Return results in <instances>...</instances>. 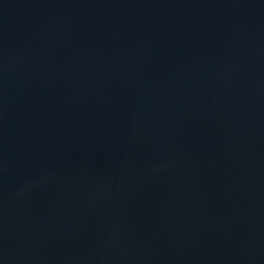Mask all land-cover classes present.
Segmentation results:
<instances>
[{
	"label": "water",
	"instance_id": "95a60500",
	"mask_svg": "<svg viewBox=\"0 0 264 264\" xmlns=\"http://www.w3.org/2000/svg\"><path fill=\"white\" fill-rule=\"evenodd\" d=\"M0 264H264V0H0Z\"/></svg>",
	"mask_w": 264,
	"mask_h": 264
}]
</instances>
